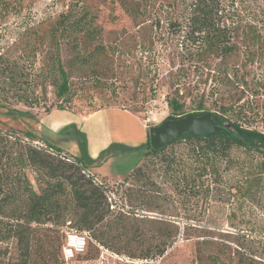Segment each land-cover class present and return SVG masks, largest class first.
<instances>
[{
    "label": "rangeland",
    "instance_id": "obj_1",
    "mask_svg": "<svg viewBox=\"0 0 264 264\" xmlns=\"http://www.w3.org/2000/svg\"><path fill=\"white\" fill-rule=\"evenodd\" d=\"M176 2L0 0V131L25 138L40 126L49 131L50 122L54 127L85 121L97 110L113 108L137 115L149 134L174 115L175 100L182 106L179 118L216 113L264 134V63L249 64L242 53L226 61L231 71L238 66L235 74L244 75L241 85L214 71L223 66L220 59L207 58L211 66L196 64L186 50L189 42L169 26V20L182 21ZM235 2L244 11L242 26L264 23L254 15H264V0ZM66 16L68 22L90 21L95 32H66L57 51L50 30ZM59 65L69 77L64 96L58 89ZM81 127L94 149L107 134L117 133L131 144L139 133L133 116L118 111ZM60 136L53 140L71 149ZM128 148L112 150L93 169L85 164L92 174L111 177L95 175L107 179L111 214L130 215L126 228L103 221L96 229L112 235L102 239L104 245L86 231L92 241L86 254L66 261L61 251L55 264H200L198 249L205 264H235L239 247L264 263V152L235 147L217 168L207 164L199 189L179 191L174 188L178 173L168 163L174 153H182L181 146L158 156ZM28 177L41 193L45 184L38 174L29 170ZM72 227L65 229H77ZM13 247L12 262L21 264L16 241ZM162 248L165 255L157 260L138 258L147 250L155 256Z\"/></svg>",
    "mask_w": 264,
    "mask_h": 264
},
{
    "label": "trees",
    "instance_id": "obj_2",
    "mask_svg": "<svg viewBox=\"0 0 264 264\" xmlns=\"http://www.w3.org/2000/svg\"><path fill=\"white\" fill-rule=\"evenodd\" d=\"M235 3V0H177L182 21L169 20V26L177 30L174 34H179L189 42L186 50L195 57L196 64L202 62L204 67L211 66L206 61L207 58L220 59L223 64L219 65L223 66L215 67L214 71L225 73L226 78H233L241 85V82H245L244 75L235 74L238 66L231 71L226 61L242 53L249 64L262 65L264 23L242 26L244 11L234 7ZM128 12L134 13L130 8ZM254 15L256 20L261 17L264 21L263 13ZM66 19L65 22L60 19L50 30L57 51L60 50L59 37L66 32H85L90 36L95 32L90 21L85 22L82 18L68 22L67 16ZM58 69L62 79L58 87L59 95L64 96L69 92V77L60 65ZM171 107L174 115L169 120H176L181 116L178 112L182 106L173 100ZM211 114L215 123L222 128L217 133L207 136L186 133L179 140L158 150L152 148L148 134L147 142L140 147L147 149L146 156L161 155L168 148L173 150L176 145L183 148L182 153L178 156L174 153L168 163L169 170L176 168L178 173L174 188L179 191L199 189L201 178L208 175L207 164L217 168L219 162L227 160L235 147L264 152L262 132L229 121L224 115ZM194 115L201 116L203 113L196 112ZM44 130L40 126L37 132L28 131L25 138L16 132L6 134L0 131V264H13V241L17 243V258L21 260V264L58 263L68 224L77 228L76 231L89 232L91 240L104 245L102 239L111 238L112 235L109 232H99L96 226L107 220V225L114 224L122 230L130 219V215L121 211L117 215L111 214L109 189L103 182H107V179L100 180L89 174L81 158L67 152L54 141L55 133H50L49 129ZM57 135H61L66 142L76 141L82 153L85 152L86 135L78 131L76 125L65 127ZM112 147L111 145L102 152L100 157L110 152ZM29 170L36 172L38 181L45 184L41 193L34 190L28 177ZM139 170L138 167L133 172ZM181 233L177 227V235ZM91 243L88 240L90 246ZM165 252V248H162L157 255L151 256V252L147 250L138 258L157 260ZM234 256L235 264H264L255 260L243 247H239ZM197 258L200 264H205L201 249L197 251Z\"/></svg>",
    "mask_w": 264,
    "mask_h": 264
},
{
    "label": "crops",
    "instance_id": "obj_3",
    "mask_svg": "<svg viewBox=\"0 0 264 264\" xmlns=\"http://www.w3.org/2000/svg\"><path fill=\"white\" fill-rule=\"evenodd\" d=\"M114 111H118L120 113L124 112L126 115H130L133 116V118L136 120L137 124H138V130L139 133L138 135H136L135 140L131 141V144H128V141H125L123 139H120V136H118L117 133L115 134H107L101 141L97 142L99 145L102 144V146L100 148H92L91 146V141H90V137L86 135V141H87V147L85 149V152L82 153L79 144L76 141H71V142H67L68 145H71V149H68V147L63 148L64 150H66L67 152L71 153L72 155L79 157L82 159L84 165L89 164L87 166L90 167V169H93V167L99 163L100 161H103V158L107 157V155L112 156L113 154L111 153L112 150H116L120 152L126 148L130 149L131 151L133 149H138L140 148L142 145H144L147 142V131L146 129L143 127L139 117L137 115H133L132 113H130L129 111L125 110V111H121V110H117V109H113V108H106V109H102L99 111L94 112L93 114H91L90 116H88L86 118L85 121H78L77 119H73V120H69L66 121L64 123H60V125H56L53 127L52 122L48 123L47 126H49L48 128L50 129L51 132L57 134L59 133V131H61L62 129H64L65 127L69 126V125H76V129L82 133H84L83 128L81 127V123L84 125H88L92 120H94L96 117L107 113V112H114ZM72 123V124H70ZM69 124V125H68ZM47 128V129H48ZM113 133V132H112ZM98 145V146H99ZM113 146L111 151L106 153L103 157L101 155L102 152L106 151L107 148H109L110 146ZM128 150V151H130ZM110 153V154H109ZM87 161H86V160ZM86 161V162H85ZM92 167V168H91ZM88 172H90L89 170H87ZM92 174V172H90ZM95 173V172H94ZM93 173V174H94ZM97 175L99 177H103V178H110V176L102 174L100 172H98V174H94Z\"/></svg>",
    "mask_w": 264,
    "mask_h": 264
},
{
    "label": "water",
    "instance_id": "obj_4",
    "mask_svg": "<svg viewBox=\"0 0 264 264\" xmlns=\"http://www.w3.org/2000/svg\"><path fill=\"white\" fill-rule=\"evenodd\" d=\"M222 128L212 118L211 113L201 116L190 114L185 118L166 120L150 129V142L153 149H162L179 140L188 133L195 136H207L217 133Z\"/></svg>",
    "mask_w": 264,
    "mask_h": 264
},
{
    "label": "built area",
    "instance_id": "obj_5",
    "mask_svg": "<svg viewBox=\"0 0 264 264\" xmlns=\"http://www.w3.org/2000/svg\"><path fill=\"white\" fill-rule=\"evenodd\" d=\"M88 172V171H87ZM91 174L90 172H88ZM88 235L76 230L67 232L65 244L62 249L63 258L66 261L73 260L86 253L88 247Z\"/></svg>",
    "mask_w": 264,
    "mask_h": 264
}]
</instances>
